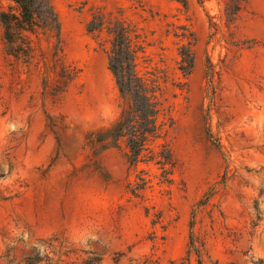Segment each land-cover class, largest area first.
I'll list each match as a JSON object with an SVG mask.
<instances>
[{
  "label": "rangeland",
  "instance_id": "rangeland-1",
  "mask_svg": "<svg viewBox=\"0 0 264 264\" xmlns=\"http://www.w3.org/2000/svg\"><path fill=\"white\" fill-rule=\"evenodd\" d=\"M51 3L65 84L54 37L14 56L0 23V264H264V0ZM93 14L133 26L136 69L160 88L135 164L123 140L88 142L128 106Z\"/></svg>",
  "mask_w": 264,
  "mask_h": 264
},
{
  "label": "trees",
  "instance_id": "trees-1",
  "mask_svg": "<svg viewBox=\"0 0 264 264\" xmlns=\"http://www.w3.org/2000/svg\"><path fill=\"white\" fill-rule=\"evenodd\" d=\"M16 11L0 10V23L7 51L14 55L31 57L32 46L28 34H47L56 40L52 53L55 67H59V82L67 83L73 77V70L64 65L60 50V23L51 0H12ZM104 26L111 35L107 54L111 71L119 94L128 104L122 116L110 126L92 132L89 143H99L101 148L118 147L123 140L132 163H137L148 141L157 136V119L163 110L159 98L156 78H145L136 69L138 53L141 52L139 36L132 25L124 20H106L102 14H93L87 23V31L93 32ZM181 69L185 74L193 67L194 55L190 46H182ZM199 264H202L198 260Z\"/></svg>",
  "mask_w": 264,
  "mask_h": 264
}]
</instances>
